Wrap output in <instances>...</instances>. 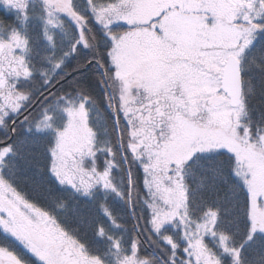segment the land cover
<instances>
[{"label": "trees", "instance_id": "obj_1", "mask_svg": "<svg viewBox=\"0 0 264 264\" xmlns=\"http://www.w3.org/2000/svg\"><path fill=\"white\" fill-rule=\"evenodd\" d=\"M69 2L83 20L82 39L69 18L51 20L39 0H0V73L11 74L8 87L0 86V92L9 90L0 95V143L11 138L0 146L9 148L0 164V179L54 221L61 264H264V234L251 229L245 176L230 153L199 151L185 160L179 166L186 196L183 216L178 220L156 218L158 208L146 184L145 152L160 148L173 135L171 125L179 117V109L164 92H140L132 110L123 113L121 109V91L116 87L120 82L111 79L112 42L95 11L124 2L128 9L132 0ZM261 2L260 14L251 22L253 43L241 60L244 121L255 135H264V0ZM127 29L118 24L111 32ZM17 36L25 41V49L18 54L7 52L8 46H2ZM17 69L21 77L15 79L12 73ZM131 91L135 94V89ZM9 93L24 96L19 110L5 108L4 96ZM66 101L84 103L93 133L94 170L108 174L114 189L95 186L86 194L79 193L52 176L49 153L54 134L40 131L37 124L45 116L58 119ZM123 157L130 173L131 212ZM210 213L215 217L213 233L202 236L203 248L196 257L191 254L188 233L201 235L197 224ZM0 247L14 252L21 264H43L1 228Z\"/></svg>", "mask_w": 264, "mask_h": 264}, {"label": "rangeland", "instance_id": "obj_2", "mask_svg": "<svg viewBox=\"0 0 264 264\" xmlns=\"http://www.w3.org/2000/svg\"><path fill=\"white\" fill-rule=\"evenodd\" d=\"M39 1L51 20L69 18L82 39L83 20L71 10L69 0ZM262 5L261 0H132L128 9L124 2L95 11L97 22L112 42L111 79H119L116 87L121 91L118 99L123 113L133 109L140 92H164L180 112L172 122L174 133L169 140L145 152L146 184L158 208V220H178L185 211V187L180 181L179 166L196 152L218 150L230 153L238 163L248 187L251 229L264 234V135L251 133L242 105L230 107L220 89L227 57L242 60L253 43L251 22L260 14ZM118 24L128 29L112 33L111 28ZM4 46H8L7 52L18 54L26 44L17 36ZM4 74L0 77L2 88L8 87L10 81ZM12 75L15 79L21 77L20 70ZM6 90L0 95L9 91ZM12 93L4 96V106L13 112L21 108L24 96ZM61 110L58 119L45 116L37 124L40 131L54 134L49 153L53 177L66 184L69 175L72 180L78 176L82 180L79 186L85 191L95 186L105 191L114 189L108 174L94 170L93 151L86 154L93 133L84 103L66 101ZM8 153L9 148H0V164ZM0 190L1 198L16 208L14 213L0 199V228L43 264H61L59 237L52 233L48 218L1 179ZM214 222V214L210 213L197 224L201 235L188 233L192 255H200L202 236L213 233ZM0 264L21 263L14 252L0 247Z\"/></svg>", "mask_w": 264, "mask_h": 264}, {"label": "water", "instance_id": "obj_3", "mask_svg": "<svg viewBox=\"0 0 264 264\" xmlns=\"http://www.w3.org/2000/svg\"><path fill=\"white\" fill-rule=\"evenodd\" d=\"M82 70H78L76 72H80ZM76 72H74V73H76ZM57 85H58V83L55 84L54 86H52L47 91L43 92L37 98V100L34 102V104L31 105L27 110H25L17 118V120L21 119L26 114H28L39 103V101L44 97V95H46L47 93L51 92ZM220 89L226 95V97L228 98V102H229L230 107L237 108L240 105H242L243 80H242V74H241V61L237 57H235L233 55L228 56L227 59H226V62L224 64V68L222 70V76H221V80H220ZM113 111H114V120H115L117 133H118L119 148L122 151L120 134H119V131H118V126H117V118H116L115 110H113ZM234 120H235V117H234ZM10 128L12 129V126ZM10 140H11V138L8 141H6V142L0 143V146L7 145L10 142ZM123 163H124L125 168H126V174H127V178H128V184H129V196H128V199H129V208H130V212H131V202H130L131 180H130V173H129V170H128V167H127V163H126V160H125L124 157H123Z\"/></svg>", "mask_w": 264, "mask_h": 264}, {"label": "flooded vegetation", "instance_id": "obj_4", "mask_svg": "<svg viewBox=\"0 0 264 264\" xmlns=\"http://www.w3.org/2000/svg\"><path fill=\"white\" fill-rule=\"evenodd\" d=\"M3 72H1L0 73V77H1V74H2ZM4 74V73H3ZM9 77H11L10 75V73L9 74H7ZM4 76H5V74H4ZM3 77V76H2ZM8 78V77H7ZM89 150H91L90 148H88V146H87V150H86V154H89L88 153V151ZM53 176V175H52ZM70 177V180H69V183H66V184H63L62 182H60L59 180H56L60 185H67V186H69L70 188H72V189H74L76 192H79V193H87V192H89V190H91L93 187H91L89 190H87V191H85L84 190V188H82L81 186H79V184L81 183V178H78V176L76 177V179L74 180V182H73V180H72V178H71V175H69ZM92 182V181H91ZM89 187H90V185H89ZM12 188V187H11ZM0 195H1V190H0ZM22 198V197H21ZM0 199H2L1 198V196H0ZM23 199V198H22ZM24 200V199H23ZM2 201H4L5 202V205H7L12 211H14V213H15V211H16V208L14 207V205L11 203V202H9L7 199H2ZM26 203H28L30 206H32V207H34V208H36V209H38L40 212H42L47 218H48V221L50 222V224H51V231H52V233L53 234H58L57 232H58V230H57V228L55 227V223H54V221L49 217V216H47V214L46 213H44L42 210H40L38 207H36L33 203H30V202H28V201H26V200H24ZM29 220H31V219H29ZM29 222V221H28ZM49 235V234H48ZM49 244V243H48Z\"/></svg>", "mask_w": 264, "mask_h": 264}]
</instances>
